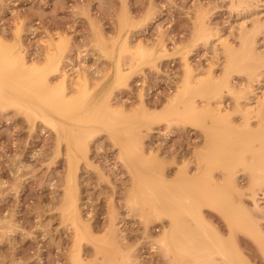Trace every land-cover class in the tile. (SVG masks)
Instances as JSON below:
<instances>
[{
  "label": "rangeland",
  "instance_id": "obj_1",
  "mask_svg": "<svg viewBox=\"0 0 264 264\" xmlns=\"http://www.w3.org/2000/svg\"><path fill=\"white\" fill-rule=\"evenodd\" d=\"M251 2V13L242 15L231 0H0L6 43L19 35L30 62L45 66L49 40H63L64 67L76 82L69 88L88 87L90 106L112 91L113 110L106 111L110 126L98 123L76 143L59 139L42 118L0 105V264H77L79 251L83 264H173L162 242L170 227L162 208L186 193L249 264H264L259 240L231 230L228 215L244 207L262 218L252 198L264 195V183L254 184L247 162L264 164L262 145L253 140L264 133V121L245 115L239 98L264 76V65L258 63L254 74L233 72L235 94L224 88L212 96L214 112L169 108L184 85L186 56L195 80L224 77L227 56L208 50L204 26L240 49L241 24L264 22V0ZM256 41L264 61V32ZM162 44L169 52L156 64L133 63L141 47ZM119 65L125 76L116 84ZM257 93L264 98V81ZM196 100L200 109L209 107L206 99ZM207 167L210 173H203ZM73 171L86 228L68 215ZM155 194L164 201L155 203Z\"/></svg>",
  "mask_w": 264,
  "mask_h": 264
},
{
  "label": "bare ground",
  "instance_id": "obj_2",
  "mask_svg": "<svg viewBox=\"0 0 264 264\" xmlns=\"http://www.w3.org/2000/svg\"><path fill=\"white\" fill-rule=\"evenodd\" d=\"M250 3H252L251 0H231V6L240 11L242 15L250 12V9L253 10ZM245 21L247 22L246 18ZM254 21L252 27H249L247 23L241 24L238 30L241 48L238 50L231 46L230 40L226 36L223 37L221 31H216L210 35V29L206 25L204 26V37L208 50H211L214 56L219 57L222 49L227 56L228 67L226 73L223 78L216 79L213 76L208 82L195 80L196 70L186 56V78L179 93L170 101L169 108L171 112L180 106H183L187 112L192 113L205 109L214 112L215 108L212 107L210 101L212 96L220 94L224 88L235 94V88L230 82L233 72L254 74L258 63L264 65L261 49L259 50L260 47H257L258 42L256 41L257 36L264 32V22L261 19ZM122 48L126 49V45L123 44ZM48 50L46 64L40 66L30 62L19 35L16 36V42L12 44L6 43L0 37V105L17 107L24 110L31 117L42 118L54 126L59 139L68 142L74 141L77 143L88 138L93 133L92 131L97 128L98 123L110 126V121L106 119V111L112 110L110 103L112 91H108L98 99L95 106H90L93 101L90 100L91 95L88 87H83L82 84L77 83L76 85L80 84L77 91L69 88V82L72 85L76 82L75 78L69 75L64 67L65 50L63 40L58 42L55 39L49 40ZM168 52V47L165 44L158 45L150 50L141 47L133 53V63L154 65ZM52 75L56 76V81L52 80ZM124 76V70L119 65L114 75L115 83H122ZM263 81L264 76L258 75L256 82H249L247 90H244L246 93L243 92L245 93L244 96L239 98V107L245 115L257 114L261 121H264V98L258 96L259 92L257 93V90ZM242 91H240L241 94ZM75 92L80 93L81 97H73L72 94ZM181 95L187 97V99L184 101L179 100ZM197 97L206 99L209 107L205 106L200 109L201 107L196 100ZM142 103L144 104L143 100ZM81 133L83 139L78 137V134ZM136 137H139V133H136ZM253 140L260 141L261 150L264 151V133L254 135ZM247 165L254 184L264 183V164L254 163L250 158ZM74 173L73 171L69 177L72 197L68 215L73 218L79 228H86L88 225L84 221L77 204L76 175ZM203 173H210L208 167L206 170L204 169ZM186 194L178 199V203H165L162 208L163 214L170 220V227L165 231L162 242L167 254L172 258V263L249 264L237 244L230 245L221 232L205 219L198 206L192 204L189 194ZM159 199L162 198L156 194L153 196L155 203L160 201ZM252 199L254 209L262 215V218H256L247 208H234L228 213L231 218L230 228L233 230L238 227L240 230L253 235L259 240L262 249H264V232L261 222L264 221V195L261 196L255 193ZM189 219L195 223L187 222ZM115 226L114 233L118 236L119 242L123 243L124 234L121 227L119 223H115ZM119 232L121 235H118ZM74 257L77 264H83L80 251ZM101 264L118 263L116 260H111L107 263L101 262Z\"/></svg>",
  "mask_w": 264,
  "mask_h": 264
}]
</instances>
